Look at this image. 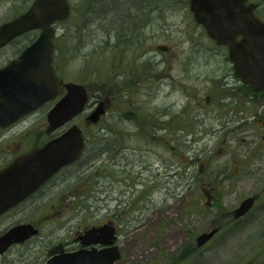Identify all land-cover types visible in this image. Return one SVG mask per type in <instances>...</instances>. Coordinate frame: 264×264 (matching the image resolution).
Listing matches in <instances>:
<instances>
[{"label": "rangeland", "instance_id": "rangeland-1", "mask_svg": "<svg viewBox=\"0 0 264 264\" xmlns=\"http://www.w3.org/2000/svg\"><path fill=\"white\" fill-rule=\"evenodd\" d=\"M32 1L0 0V24L24 12ZM67 1L69 17L54 26L57 70L66 82L83 84L90 92L108 95L109 108L98 126L81 125L84 136L89 139L85 158L90 161L81 168L66 171L65 182L52 190L53 194L60 195L61 211L53 212L55 202L49 200L31 206L23 217L40 230L39 235L23 246L12 247L0 257V264H37V257L42 262L46 246L61 238L71 240L76 233L102 223L109 209L116 206L114 201L106 204L108 182H111L109 189L113 197H120L122 206L125 204L127 222L137 221V226L126 236L127 249L160 246L154 234L159 230L163 238L169 235L173 239L170 245L175 254L188 236L195 239L205 228L219 225L222 226L220 231L200 253L183 264H264V163L249 152L257 138L252 140L246 133H239L231 135L230 140L212 136L190 142L182 139L186 132H174L173 142L161 138L169 133L160 126L166 124L171 112L176 117L172 129L178 128L176 124L182 128V112L190 119L193 134L200 126H216L214 123L209 126V121L203 117L206 112L215 111L218 104L216 84L205 82L206 77L214 78L217 61L212 44L189 11V0H155L158 8L152 13L147 9V0ZM128 2L131 6H140V11L129 7ZM130 19L137 21L131 27L133 34L129 35ZM111 29H119L127 35L119 41L112 35L109 40L107 34ZM37 35L38 32L31 31L1 49L0 66ZM124 73L132 78L133 86L137 85L128 95L121 82ZM168 75L175 81L173 92H170ZM135 80H141V84ZM127 109L142 111L140 121L128 117ZM159 117L164 122L158 121ZM128 118L136 123H127ZM151 119L161 124L156 131L161 137L156 142L126 135L154 133ZM105 133L124 137L115 136L108 143L100 136ZM120 145L127 149L122 154V164L111 166L106 152L100 153V149L112 150L115 146L119 150ZM168 156L173 157L176 165L173 178L162 168L155 170L156 160L163 162ZM141 157L145 164H152L153 171L140 169L137 160ZM116 159L119 161V157ZM235 159L240 164L235 163ZM179 164L188 166L189 182L194 183L190 190L181 186L184 172L182 166L178 169ZM153 183L156 188H151ZM201 184L205 189L202 190ZM167 189L172 194H168ZM203 193L215 197L218 205L207 202L206 211L195 214L193 199L203 197ZM256 193H260V197L252 209L232 222L228 214L243 199ZM188 199H192L191 206ZM14 218L18 220L21 215ZM30 256L31 260L27 261ZM125 259L130 260V257Z\"/></svg>", "mask_w": 264, "mask_h": 264}, {"label": "flooded vegetation", "instance_id": "flooded-vegetation-1", "mask_svg": "<svg viewBox=\"0 0 264 264\" xmlns=\"http://www.w3.org/2000/svg\"><path fill=\"white\" fill-rule=\"evenodd\" d=\"M136 3V2H135ZM134 5V4H133ZM147 5L149 7L147 8L150 13L157 10L156 1L155 0H147ZM138 11H140V6L134 5L132 7ZM243 15L242 18L244 20H249L251 17L256 18L261 23H264V0H244L243 1ZM135 20L134 22H136ZM129 23L128 24V34H133V29L131 27H134L136 24ZM204 32L207 41H209L215 52V58H216V66L214 70V78L213 79H205V82H210L213 84H216V92L218 94V104L213 109L215 111H212L211 113L206 112L204 114L203 120L209 121V126H211L213 123L216 125L215 127L205 128V127H199L196 130V133L193 134L191 131V124L190 119L186 117V113H183V124L182 128L180 129L178 124V128H173L175 124V115L169 114L167 116V122L166 124H159L155 123L153 119H151V126L152 129H154V133H151L150 135H144V134H137V135H130L126 134L128 136H135V137H145L146 141H152L156 142L158 140L159 134L156 133L157 128L160 126V129L165 130L166 132H169L168 135L166 133L165 136L161 137L164 138L167 142H173L176 138H174L176 135L174 132H186L187 134H183L182 139L187 141H201L206 140L207 137L212 136H221L226 137L225 140H230V136L233 134H239V133H246L249 139L254 140V138H257V141L253 142L255 147L250 148L249 152L251 155L258 156L256 158L257 161L259 159H263L264 163V86L262 87L260 84L263 81L262 76L256 77L254 75L253 66L248 60L249 55L244 54L243 49L237 48L236 54L234 55L233 59L230 57L229 51L230 48L228 45L224 44H217L214 42L211 38L208 37L206 30L203 28V26L197 24ZM109 34L108 39L110 40L112 38V35L115 37L116 41H119L122 39L123 36H126L127 33L120 32L119 29L116 31L115 29L108 30ZM19 38V37H18ZM17 39V38H16ZM14 39V40H16ZM36 38L33 40L28 41L25 45H23L18 51L15 56L7 61L4 65H1L0 68L7 65L12 60L17 59L21 52L29 46L32 42L35 41ZM12 40V41H14ZM243 40V36L240 34H237L234 38V43L240 44V42ZM11 41V42H12ZM55 38L52 39V62L51 66L54 72V76L60 82L61 84L67 83L62 79L61 74L59 73V70H57V60H56V53L58 52V49L56 48V44L54 43ZM11 42L4 45L0 48L3 49L4 47L8 46ZM246 50H249L250 46L246 44ZM166 51V48L163 49ZM242 51V52H241ZM158 70V68H155ZM129 74L124 73L123 76H121V82L123 85V88H125L124 93L128 95L129 93H132L137 89V85L133 86V80L128 76ZM168 79L170 80L168 82L170 87V92L174 91L175 81L173 77L168 75ZM209 80V81H207ZM137 84H141V80H135ZM83 85V84H82ZM86 90L87 95V103L85 105V109L82 113L78 114L73 118V120L68 123L69 124H75L77 125L82 132L83 139L85 141V146H87V139L86 136H84V128L81 126L82 124H85L86 126L96 127L99 125L101 120L104 118V116L107 114V110L109 108V96H103L101 93L98 92H90L89 88L86 85H83ZM178 87V86H177ZM130 89V90H129ZM65 94V90L63 91L54 99L47 103L42 104L41 106L37 107L35 110L25 114L24 116L18 118L11 124L7 125L6 127H0V173L5 171L8 167L15 164L19 159L28 158L29 156L35 154L38 150L43 148L49 141H52L62 135L64 130L68 128V125L61 126L53 131H48L49 124L47 120V114L49 110L53 107V105L61 100L63 95ZM100 104H102V107L104 109V114L101 115L99 121L95 124H92L87 120V116L95 110ZM219 105V106H218ZM217 108V109H216ZM128 111V112H127ZM126 115L128 117L132 116L135 118V120L138 122L141 119V112L138 111H131V110H125ZM181 115V114H180ZM35 116V117H34ZM182 116V115H181ZM130 122H127L129 124H135L136 122L133 121V118H128ZM143 120V118H142ZM160 120V117L157 119ZM162 123V122H160ZM139 125V124H138ZM22 126V127H21ZM170 129V130H169ZM16 130V131H14ZM14 131L13 133H11ZM170 131L172 133H170ZM258 131L259 134L255 135ZM252 133V135H251ZM103 140L107 141H113L114 137H124V135H112V134H103L100 135ZM167 136V137H166ZM161 138L159 140H161ZM179 139V138H178ZM112 146V144H111ZM121 146V145H120ZM117 147L114 146V149L105 151L107 154V158L111 161V166L119 163L122 164V154L127 149L124 148V146L118 147L119 150H116ZM190 145L188 147V151H190ZM85 147L84 150L80 156V158L75 161L74 163L65 166L61 169H59L55 174H53L50 178H48L41 186H39L33 193H31L29 196H27L25 199H23L21 202L16 204L15 206L7 209L2 214H0V226L4 223L2 229H0V236H2L4 233H6L9 229L20 225V224H31L29 223V220H26L25 217H23L26 213H29L31 206L34 205H40L39 201H41L43 204L45 201L49 200V202L54 201L55 202V209H53V212L55 210V213L61 211L60 203L61 198L59 194H53L52 190L54 188H57V186L61 185L62 182L65 179L66 171L72 170L73 168H81L85 163V165L89 164L90 159L85 158ZM142 150L140 149L139 154H141ZM147 152V151H145ZM118 153V156L116 157L115 154ZM119 157V161L118 158ZM262 157V158H261ZM86 159H89L88 162ZM167 160H163L161 162L159 158L156 160L155 164V170L158 168H162V171L168 175L169 178L174 177L175 172V162L173 160V157L170 158L169 156L166 158ZM138 164L140 165V169H146L148 171L152 170L151 166L152 164H145V161L142 160V157L139 158ZM160 162V163H159ZM261 162V160H260ZM235 163L240 164L237 159H235ZM84 165V166H85ZM126 165V161H125ZM262 165V164H260ZM79 166V167H78ZM182 166V168H181ZM241 166V165H240ZM179 167V168H178ZM178 169L180 168L183 170V176H182V188L184 190H190L194 186V183L189 182V171L188 166L186 164H179ZM65 171V172H64ZM153 171V170H152ZM173 173V174H172ZM65 182V181H64ZM151 188L154 187L156 183L151 184ZM111 182H108V193L106 194V204L108 205L111 201H114L116 206L115 209H109L110 213L108 214V217L99 225H92L81 232L76 233L71 240H64L63 238L58 239L56 243L46 246L43 255H42V262L40 261V257H37V264H44L48 260V251L52 248H58L66 253L75 252L82 248V245L78 240V237L82 235L87 229L92 227H100L102 225H107L109 228L114 230V233L111 236L107 237V240L112 241V244H109L107 247L114 246L117 248L120 258L114 263V264H183L186 259L191 257L192 255L199 254L201 249L206 245H203L202 247H198L196 245V238L202 233H206L212 229L217 228L218 231H220L222 226L219 225H211L204 230L200 231L198 235L195 236V239H192L191 236H188L186 242L182 243L181 246L178 247L175 254L171 251L173 250V246L170 244L172 242V238L167 235L165 238L161 235V232L159 230H156L154 234L157 237V243L160 245L157 247V245L153 244L152 246L148 247L145 246V248H137L135 251H133L132 247H127V241L126 236L129 231H132L134 227L137 226V221L134 220V222H127V209L122 206L123 202L120 199V197H113L112 189L111 188ZM202 190L205 189L203 184H201ZM168 194H172L169 189L166 191ZM204 195L206 197H204ZM262 195L264 197V188L262 189ZM208 196V197H207ZM255 198L254 203L257 201V199L260 197V193H256L254 196ZM44 200V201H43ZM217 199L211 194L203 193V197L193 199L194 202V209L193 213L195 214H202L203 210L206 211V206L210 202L214 203V205H218V203H215ZM218 201V200H217ZM60 202V203H59ZM189 205L191 206L192 199H188ZM208 202V203H207ZM240 204V203H239ZM238 204V205H239ZM50 205V204H49ZM237 205V206H238ZM59 206V207H58ZM254 206V204H253ZM252 206V207H253ZM236 208V207H235ZM235 208L228 214V217L232 222H237L239 219L244 217L243 215L240 218H234V210ZM139 210V208H136ZM219 209L216 208L215 212H217ZM189 212V210H188ZM15 215H21V218L18 220H15ZM56 215V214H54ZM33 225V224H32ZM34 227H36L34 225ZM37 228V227H36ZM127 228V229H126ZM38 229V228H37ZM136 230V228H135ZM40 233V230L38 229V234L35 236L37 237ZM216 233V234H217ZM187 234H190L188 232ZM215 234V235H216ZM33 237V238H35ZM29 240L19 243V244H13L11 245L3 254L5 255L12 247L14 246H23L25 243L30 241ZM93 246H86L84 248L91 249ZM98 249L101 248V246H96ZM173 248V249H172ZM129 254V255H128ZM130 257V260L125 259L126 256ZM133 259V260H132ZM27 261L31 260V256L26 258ZM41 263H40V262Z\"/></svg>", "mask_w": 264, "mask_h": 264}, {"label": "water", "instance_id": "water-1", "mask_svg": "<svg viewBox=\"0 0 264 264\" xmlns=\"http://www.w3.org/2000/svg\"><path fill=\"white\" fill-rule=\"evenodd\" d=\"M244 0H189V10L195 22L206 30L217 44L228 45L233 59L237 48L249 55L254 75L262 76L264 86V23L251 17L242 18ZM67 0H33L20 15L0 25V48L14 38L31 30H39L34 42L20 56L0 68V127H6L37 107L54 100L62 91L65 94L47 114L48 131L71 122L82 113L87 102L85 87L68 82L61 84L54 76L52 62L53 25L68 18ZM237 34L243 36L240 44L234 43ZM246 44L250 46L246 50ZM242 52V51H241ZM104 114L102 104L93 110L87 120L95 124ZM85 141L81 129L70 125L62 135L49 141L28 158L19 159L0 173V214L15 206L59 169L78 160ZM255 198L249 196L235 208L233 217L240 218L253 206ZM218 229L202 233L196 238L198 247L206 244ZM114 230L107 225L87 229L78 240L82 248L66 253L58 248L48 251L44 264H114L120 254L116 247H107ZM38 234L32 224H20L0 236V255L11 245L23 243ZM93 246L86 249V246ZM96 246H101L98 249Z\"/></svg>", "mask_w": 264, "mask_h": 264}, {"label": "trees", "instance_id": "trees-1", "mask_svg": "<svg viewBox=\"0 0 264 264\" xmlns=\"http://www.w3.org/2000/svg\"><path fill=\"white\" fill-rule=\"evenodd\" d=\"M128 3H129V2H128ZM128 6H129V7L131 6L130 3L128 4ZM131 7H134V5L131 6ZM130 17H131V16H130ZM132 20H133V19L128 20V23H127V24L131 23ZM107 145H108V143H107ZM87 148H88V145L86 146V148H85V152H84V153H87V150H88ZM100 151H101L100 153H103V152H105V151H107V150H106V148L101 147Z\"/></svg>", "mask_w": 264, "mask_h": 264}, {"label": "bare ground", "instance_id": "bare-ground-1", "mask_svg": "<svg viewBox=\"0 0 264 264\" xmlns=\"http://www.w3.org/2000/svg\"><path fill=\"white\" fill-rule=\"evenodd\" d=\"M135 20L133 19L131 23H133Z\"/></svg>", "mask_w": 264, "mask_h": 264}]
</instances>
